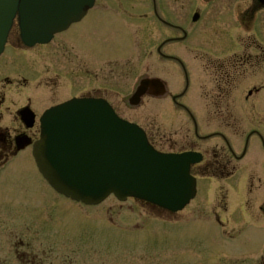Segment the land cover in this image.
Listing matches in <instances>:
<instances>
[{"label":"flooded vegetation","instance_id":"af4514ba","mask_svg":"<svg viewBox=\"0 0 264 264\" xmlns=\"http://www.w3.org/2000/svg\"><path fill=\"white\" fill-rule=\"evenodd\" d=\"M174 45L202 52L196 53L199 63L185 60L181 73ZM9 47L21 52L14 57L11 52L0 65V168L33 161L41 116L61 99L64 77L74 79L65 84L77 87L72 96L106 100L119 116L140 125L158 148L159 133L125 117L140 109L128 99L145 70L168 83L173 107L186 106L198 117L199 125H192L186 116L191 128L178 138L187 148L183 151L202 155L192 175L216 180L217 220L221 222L215 209L228 212L240 198L249 211L252 199L264 195V0H94L82 20L51 43L25 45L16 25ZM27 52H36L34 58L28 59ZM44 57L55 59L53 65L40 66L38 60ZM58 57L67 63L62 68ZM143 57L148 60L144 69ZM175 69L189 80L181 93L173 92ZM202 72L205 82L192 100L196 76ZM181 139L168 141L177 146ZM257 207L264 220V200Z\"/></svg>","mask_w":264,"mask_h":264},{"label":"rangeland","instance_id":"374dc122","mask_svg":"<svg viewBox=\"0 0 264 264\" xmlns=\"http://www.w3.org/2000/svg\"><path fill=\"white\" fill-rule=\"evenodd\" d=\"M178 46L182 47L173 46L175 52L178 50L184 60L192 65L199 63L195 61L196 53L202 52L190 53ZM10 51L11 57L21 52L15 47H9ZM35 53L27 52V58H34ZM60 58L58 67L62 68L67 63ZM54 60L44 57L38 64H52ZM147 61L143 57L144 68ZM63 80L59 102L77 92L74 84H70L74 89L65 85L73 83V78ZM171 81L176 85L174 91L180 90L179 71L174 72ZM195 82L192 100L197 99L196 93L200 96V86L205 82L203 72L201 76L197 74ZM125 117L137 119L159 133L160 150L187 149L182 136L191 128L190 123L169 100L157 103L146 100L137 112ZM172 137L181 139L177 146L169 144ZM211 182L201 180L196 200L172 217L133 200L120 202L115 197L97 207L71 202L49 188L32 160L9 163L0 170V264H34L36 261L30 257L35 256L30 253L34 249L39 257H42L40 251H45V264H262L264 225L257 222L256 206L263 202L264 195L257 196L255 209L245 213L244 219L249 222L238 221L233 210L220 216L219 222L213 211L219 201L218 186ZM208 202L210 205L206 206ZM231 203L238 208L244 202ZM231 218H236L238 223L229 224ZM24 253L28 255L23 257ZM66 255H72L73 259Z\"/></svg>","mask_w":264,"mask_h":264},{"label":"water","instance_id":"95a60500","mask_svg":"<svg viewBox=\"0 0 264 264\" xmlns=\"http://www.w3.org/2000/svg\"><path fill=\"white\" fill-rule=\"evenodd\" d=\"M93 0H0V55L15 16L25 39L49 41L79 21ZM160 82V81H158ZM156 80H144L133 104ZM35 146L40 171L60 193L88 205L111 194L140 198L172 211L196 196L190 166L201 157L157 152L138 126L120 119L104 102L82 100L50 112Z\"/></svg>","mask_w":264,"mask_h":264}]
</instances>
